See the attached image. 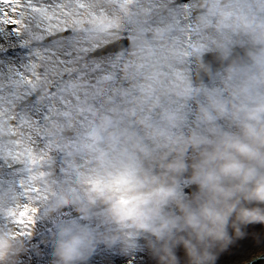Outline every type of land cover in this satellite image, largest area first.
Returning a JSON list of instances; mask_svg holds the SVG:
<instances>
[{
  "label": "clouds",
  "instance_id": "1",
  "mask_svg": "<svg viewBox=\"0 0 264 264\" xmlns=\"http://www.w3.org/2000/svg\"><path fill=\"white\" fill-rule=\"evenodd\" d=\"M239 26L258 50L222 73L201 65L214 86L199 89L196 109L178 117L187 134L166 136L159 154L141 149L146 164L101 158L68 179L33 172L23 191L0 187V264H24L41 220L48 264H92L100 250L145 253L154 264H217L249 225H264V22ZM182 95L192 99L190 80Z\"/></svg>",
  "mask_w": 264,
  "mask_h": 264
},
{
  "label": "snow or ice",
  "instance_id": "2",
  "mask_svg": "<svg viewBox=\"0 0 264 264\" xmlns=\"http://www.w3.org/2000/svg\"><path fill=\"white\" fill-rule=\"evenodd\" d=\"M121 6L128 12L127 0ZM169 10L190 14L189 0H170ZM136 25L133 14L122 20L91 0H0V185L18 189L33 172L54 180L59 152L78 172L74 158L101 139L102 99L123 87ZM86 122L91 131L81 136Z\"/></svg>",
  "mask_w": 264,
  "mask_h": 264
},
{
  "label": "rangeland",
  "instance_id": "3",
  "mask_svg": "<svg viewBox=\"0 0 264 264\" xmlns=\"http://www.w3.org/2000/svg\"><path fill=\"white\" fill-rule=\"evenodd\" d=\"M189 4L190 14L183 11H172L160 17L144 19L143 22L151 21L154 24L149 25H155L158 22L164 23L162 20L167 18L166 21L170 28L177 26L178 21L179 25L180 22L185 21L184 30L174 34L177 37V45L171 41L164 42L166 39L150 38L147 41L149 48L156 46V42H164L163 47L166 50L177 46V53L171 55L166 61L167 63L154 62L150 59V55L143 53L128 55L129 65L124 64L119 69V79L123 87L115 88L110 97L102 99L103 107L98 110V114L94 118L101 128L98 147L86 150L84 154L74 158L82 165L78 172H88L94 169L101 158L108 163L118 164L130 157H136L146 164L147 161L144 160L141 149L159 154L165 150L160 145L166 136L187 134L188 125H179L178 117L196 109L198 101L202 98L199 89L203 86H214V82L210 79L202 82L196 81L198 73L202 69L201 65H204V55L219 52L222 60H225L233 56L234 47H247L248 56L255 52L252 49L257 44L253 42L251 34L245 31L246 36L242 38L237 34L239 32L230 33L229 30L222 28L221 26L225 24L220 23L221 14L232 13L236 18L244 17L249 21L261 23L264 22V0H189ZM254 9L255 12L251 17L245 16L247 11ZM213 21L217 24H213ZM189 23L195 29L194 32L188 30ZM148 36L152 37V33ZM209 36L213 38L211 45L203 42ZM236 36L239 38H235ZM131 43L132 40L129 41V48ZM195 44L204 46L197 49L194 47ZM222 46L225 48L218 51L217 48ZM225 53L227 58H225ZM151 68L165 70V75H152L149 73ZM223 70L219 72L222 73ZM176 73L179 76H189L193 88L192 99L185 100L182 95L184 89H179V76L172 75ZM215 84L218 85L219 81H215ZM89 91L95 90L89 89ZM91 128L92 125L86 122L78 129V132L84 136L89 130L91 131ZM59 153H57L56 160V167L59 171L55 173L54 180L68 179L75 173L70 170L72 161L68 157L61 159ZM61 169H69V172L62 174ZM0 187L7 188L9 186L5 184ZM17 191H23V187L18 188ZM60 211L67 213L71 209H61ZM46 223V220H41L31 226L30 248L23 253L24 264H48L45 244L42 242V232ZM259 252H264V225H249L245 229L243 237L237 238L220 253L217 264H235L244 261L245 258L252 259L251 257L254 254L258 255ZM92 264H154V262L145 253H136L134 256H114L100 250L93 257Z\"/></svg>",
  "mask_w": 264,
  "mask_h": 264
},
{
  "label": "bare ground",
  "instance_id": "4",
  "mask_svg": "<svg viewBox=\"0 0 264 264\" xmlns=\"http://www.w3.org/2000/svg\"><path fill=\"white\" fill-rule=\"evenodd\" d=\"M148 1H151V2H148ZM91 2L93 4L103 5L104 7H106L109 15H119L122 20H126L129 14H133L135 16L137 20V25H136V37L137 38L134 41L132 40L131 47L128 49V55H135V54L143 53V54L150 55V59L153 60L154 62L159 61V63H165L171 55H175L177 53V50H178L177 46L170 47L171 48L170 50H166V48L163 47V43L167 41H171V43H176L177 45V42H178L176 41L177 37L174 34L184 30L186 26V24L184 25L185 21L180 22L181 23L180 25L178 21L177 26L175 25L173 28H170V25L167 24V21H166L167 18L162 20L164 23L158 22L155 25H149V24H154V22H151V21L143 22L144 19L146 18H150V17L153 18L155 16L160 17V16H163V14L165 13H171L172 11H168L170 7L169 6L170 0H127L128 12H126L124 8L121 6V0H107V2L106 0H91ZM254 12H255V9L251 11H247L245 16L251 17L254 14ZM199 17L198 18L196 17V18L199 19ZM244 19H245L244 17L236 18L233 15V17L225 21L224 23L225 25H222L221 27L225 28L226 30H229L230 33H233V31L239 32L237 34H239L240 37L244 38L246 36L245 30L243 29V27L239 26ZM212 23L217 24V22L215 21H213ZM150 33H152V37L148 36V34ZM238 36H236L235 38H239ZM150 38H154V39L157 38V39H162V40L166 39V40L161 43L156 42V46H154L153 48H149L147 41L150 40ZM212 39L213 38L209 36L203 42L211 45ZM243 43L242 45H244ZM203 44H201L200 46L195 44L194 47L199 49L201 46H204ZM164 51H169V52L165 53ZM125 64L129 65L128 62ZM164 72L165 70L162 71V70L151 68L149 73H151L152 75L156 74L157 76H162V75H165ZM172 75L175 77L179 76L178 73L172 74ZM186 79L189 80V76H186V77L182 75L179 76V80H178L179 82L178 84L180 87L179 89H184L185 87L184 80L186 81ZM64 123H65L64 121H61L60 124L63 125ZM46 130H48L50 133L55 132L57 130V125L48 124L46 126ZM58 155L61 159L66 158V156L64 157V154L62 152H60ZM58 171H59L58 168L55 167V173ZM259 254L264 255V252H259L258 255L256 256H259ZM253 256H255V254ZM253 256L251 258H253ZM251 260L252 259L250 258L249 259L245 258L244 261H239L235 264H243V263L246 264L250 262Z\"/></svg>",
  "mask_w": 264,
  "mask_h": 264
},
{
  "label": "water",
  "instance_id": "5",
  "mask_svg": "<svg viewBox=\"0 0 264 264\" xmlns=\"http://www.w3.org/2000/svg\"><path fill=\"white\" fill-rule=\"evenodd\" d=\"M243 58L245 59L244 61H238V63H246L249 62V58L246 56V53H243ZM211 57L209 59H207L206 64L207 66H210L212 71L215 73L221 69H223L224 67H227L230 63L233 62V58H230L226 61H223L222 64H220L219 66H215L213 67V65L211 64L210 61ZM201 78L198 79V82H202V81H208L210 78L208 76L207 73H205L204 71L201 74ZM246 264H264V256H256L253 258V260H251L250 262L246 263Z\"/></svg>",
  "mask_w": 264,
  "mask_h": 264
}]
</instances>
